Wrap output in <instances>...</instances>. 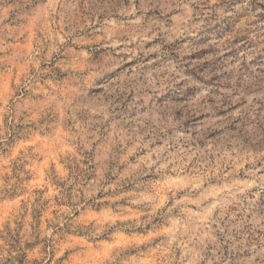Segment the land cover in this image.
Instances as JSON below:
<instances>
[{
  "label": "clouds",
  "instance_id": "obj_1",
  "mask_svg": "<svg viewBox=\"0 0 264 264\" xmlns=\"http://www.w3.org/2000/svg\"><path fill=\"white\" fill-rule=\"evenodd\" d=\"M0 264H264V0H0Z\"/></svg>",
  "mask_w": 264,
  "mask_h": 264
}]
</instances>
